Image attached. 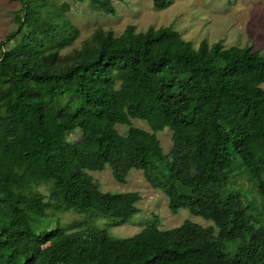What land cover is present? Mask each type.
I'll return each mask as SVG.
<instances>
[{
	"label": "trees",
	"instance_id": "1",
	"mask_svg": "<svg viewBox=\"0 0 264 264\" xmlns=\"http://www.w3.org/2000/svg\"><path fill=\"white\" fill-rule=\"evenodd\" d=\"M16 1L18 28L6 38L14 46L0 55V264H264V55L222 41L194 48L171 26L131 25L118 36L96 29L61 54L77 34L62 12ZM89 1L114 13L111 0ZM164 129L168 154L156 137ZM106 166L120 183L142 171L172 214L188 210L212 225H149L129 238L85 221L73 232L47 229L50 212L118 224L138 212V193L102 192L94 182L89 172ZM241 175L257 204L229 192Z\"/></svg>",
	"mask_w": 264,
	"mask_h": 264
},
{
	"label": "rangeland",
	"instance_id": "2",
	"mask_svg": "<svg viewBox=\"0 0 264 264\" xmlns=\"http://www.w3.org/2000/svg\"><path fill=\"white\" fill-rule=\"evenodd\" d=\"M47 7L60 10L69 25L77 34L70 44L61 49V54L79 49L82 43L93 35L96 29L110 30L114 35L122 34L129 25L136 32L146 31L152 27L171 26L181 38L197 48L200 42L209 45L222 41L224 47H250L253 51L264 55V0H162L163 7L155 6L153 0H111L114 13H107L93 5L89 0H42ZM21 4L16 0H0V55L4 50L14 46V40L6 38L17 31V15ZM5 43V47L1 43ZM264 89V85H261ZM132 126L152 132L141 120H131ZM120 135L125 136L128 127H116ZM164 154H168L172 146V132L164 129L156 134ZM80 138L75 132L69 136L70 141ZM163 170V164L159 165ZM102 192L138 193L140 200L136 204L138 212L125 224H118L117 219L104 217L94 212L78 214L74 211L49 214L47 229L59 226L68 232L76 228L75 221H85L88 230L94 228L106 230L114 238H129L149 225H156L160 230L172 229L189 220L208 228L212 225L200 217L192 215L188 210H179L172 214L168 209V200L163 192L153 187L142 171L132 170L126 181H115L109 166L101 172H89ZM237 186L229 192L239 193L246 205L257 204L258 195L246 175L237 177ZM40 192L48 196V189L40 187ZM45 224V223H44ZM235 243H225L226 250L232 252ZM25 250L22 251L26 255Z\"/></svg>",
	"mask_w": 264,
	"mask_h": 264
}]
</instances>
